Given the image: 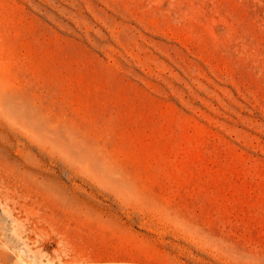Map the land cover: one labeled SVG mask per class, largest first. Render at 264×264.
<instances>
[{"label": "rangeland", "instance_id": "374dc122", "mask_svg": "<svg viewBox=\"0 0 264 264\" xmlns=\"http://www.w3.org/2000/svg\"><path fill=\"white\" fill-rule=\"evenodd\" d=\"M0 264H264V0H0Z\"/></svg>", "mask_w": 264, "mask_h": 264}, {"label": "bare ground", "instance_id": "6f19581e", "mask_svg": "<svg viewBox=\"0 0 264 264\" xmlns=\"http://www.w3.org/2000/svg\"><path fill=\"white\" fill-rule=\"evenodd\" d=\"M2 186V185H1ZM4 191V190H3ZM6 191H4L5 193ZM13 195V194H12ZM6 196V195H5ZM9 197V196H8ZM5 200H7V203L10 205V203H13L14 205H18L19 204V200L18 199H15L14 197H10V198H4ZM6 202V201H5ZM21 207L24 209V210H28L27 207L21 205ZM29 211V210H28Z\"/></svg>", "mask_w": 264, "mask_h": 264}]
</instances>
